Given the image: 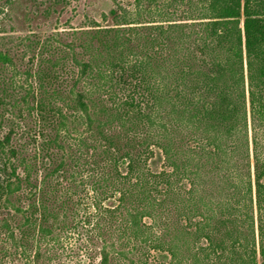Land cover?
<instances>
[{
	"label": "trees",
	"instance_id": "1",
	"mask_svg": "<svg viewBox=\"0 0 264 264\" xmlns=\"http://www.w3.org/2000/svg\"><path fill=\"white\" fill-rule=\"evenodd\" d=\"M165 1H117L121 23L82 31L90 61L68 49L52 64L61 76L34 53L13 73L30 84L11 102L24 128L0 109L3 256L38 261L71 231L117 236L125 258L128 247L166 264H264V0ZM11 56L0 51L4 65ZM50 86L67 102L49 101Z\"/></svg>",
	"mask_w": 264,
	"mask_h": 264
},
{
	"label": "rangeland",
	"instance_id": "2",
	"mask_svg": "<svg viewBox=\"0 0 264 264\" xmlns=\"http://www.w3.org/2000/svg\"><path fill=\"white\" fill-rule=\"evenodd\" d=\"M117 1L120 2V0L114 2L112 0H0V51L12 55L11 63L4 65L0 61V99L3 101L0 109L10 108L9 110L11 111H6L3 115V121L7 127L14 124L16 130H20V128H16L18 126L24 128L25 122L19 121L16 118V110L15 107L11 106V102L23 94L22 86L25 87L26 84H30V81H24L25 78L23 75L13 77V73L16 71L23 73L28 63L27 60L32 56V53H34L35 56L37 55L34 59V65L38 64V57L49 60V67L52 70H49L48 73L51 74L53 71L56 73V76H61L63 74V72L60 71L61 64L57 63L55 67L52 64H55L56 59L60 58L63 53H67L68 49L74 52L73 54L75 57L82 53L84 57L79 58L81 61H90L88 59V53L85 55L82 52L85 50L84 46L87 48V46L90 45L87 43L88 40L86 38L80 36V33L84 30L110 28L120 24L121 22L116 23L111 19V15L109 16L111 10H117L115 5ZM129 1L132 0H127V2ZM159 4L164 6L166 1L159 0ZM179 10H186V7H181ZM190 17L191 15H187L184 19H190ZM146 18L147 17H143L140 21L146 22L150 20ZM186 30H191V28L187 27ZM187 40L188 39H186V41ZM91 45L94 49H100L99 43L95 40L91 42ZM189 45H191V42H189ZM88 51L91 52L90 50ZM92 53L94 52L92 51ZM136 54L137 59H141V56L138 53ZM95 62L98 63V61ZM71 76L73 75L68 69L62 79L69 80ZM1 82H4V85H1ZM52 88H54V86L48 88L50 93L47 98L49 101L53 102L55 106L60 107L62 106V102H67V98H65V101L60 102L59 98L52 93ZM66 89H68V86ZM95 92L100 93L93 96V98H104L102 97L104 94L102 89L96 90ZM115 98H118L117 95ZM112 102V100L110 102L105 101L108 107L111 106L110 103ZM63 112H66V110ZM28 124L30 126L29 122ZM70 128L75 129V127H71V125ZM6 130V127L0 129V138L4 135ZM132 133L133 132H129L128 135L132 136ZM186 133L189 132L187 131ZM16 139L19 142L23 141L19 139L18 135L15 136V138L13 137V140ZM160 144L163 143L160 142ZM27 150L33 152L31 147ZM158 159L159 158L156 157L154 161L149 160L147 164L151 167H155L159 164ZM73 164L74 163L71 161L68 162L70 172L78 173L80 171L82 175L87 174V171L84 169H73ZM94 175L95 174H93V176ZM131 182H133V180ZM183 188L186 190L191 188L189 181H185ZM145 221L147 222V220ZM112 234L117 235L116 232H112ZM4 238H6V236L1 235L0 242H2ZM52 239L54 242H50L49 245L48 243L47 245L42 243L41 253H44L45 249L47 252L44 253L46 256L42 255L38 261L34 259L33 253L30 252L25 253L26 256H24L25 254L18 256V258H13L12 256V259L11 256H3L0 254V264H101L100 254L104 239H106L107 244H114L113 251L111 247L108 248V262L110 264H160V262L166 264L169 262L168 257L165 259L162 258V261L158 254L153 252L144 254L130 253L128 252V247L123 249L127 258L122 257L118 254L120 250L118 247L122 243L121 240H118L117 236L108 237L105 233L103 236L90 235L89 238H87L85 234L82 235L69 231L68 233H64ZM27 255H29V257H27Z\"/></svg>",
	"mask_w": 264,
	"mask_h": 264
}]
</instances>
